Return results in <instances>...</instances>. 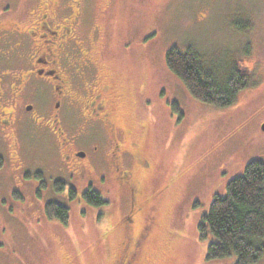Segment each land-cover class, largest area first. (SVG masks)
Returning a JSON list of instances; mask_svg holds the SVG:
<instances>
[{"label":"rangeland","instance_id":"374dc122","mask_svg":"<svg viewBox=\"0 0 264 264\" xmlns=\"http://www.w3.org/2000/svg\"><path fill=\"white\" fill-rule=\"evenodd\" d=\"M84 4L92 56L101 75L125 93L121 111L153 165L144 176L148 199L170 181L158 211L151 264H235V255L207 258L213 237L202 238L199 224L215 195L224 196L250 161L264 162V0ZM172 47L193 48L223 77L240 61L252 71L251 86L232 106L199 101L168 68ZM40 103L35 93L3 100L12 117H3L0 136V264H103L96 255L103 253L107 262L124 238L121 219L129 193L110 181L97 184L93 189L108 204L95 206L81 196L83 187L73 198L56 189L55 181L64 179L57 136L34 122ZM61 116L68 131L65 112ZM49 202L70 209L67 224L47 215ZM254 264H264V257Z\"/></svg>","mask_w":264,"mask_h":264},{"label":"flooded vegetation","instance_id":"af4514ba","mask_svg":"<svg viewBox=\"0 0 264 264\" xmlns=\"http://www.w3.org/2000/svg\"><path fill=\"white\" fill-rule=\"evenodd\" d=\"M87 18L84 0H0V136L3 117H12L3 100L38 94L34 122L57 136L64 179L55 181L56 189H66L73 198L83 187L81 196L87 201L84 194L93 186L110 181L129 193L121 246L107 262L103 253L96 259L103 264H151L158 211L170 181L148 199L144 176L153 165L121 111L125 93L114 79L101 75L92 56Z\"/></svg>","mask_w":264,"mask_h":264},{"label":"trees","instance_id":"16d2710c","mask_svg":"<svg viewBox=\"0 0 264 264\" xmlns=\"http://www.w3.org/2000/svg\"><path fill=\"white\" fill-rule=\"evenodd\" d=\"M166 63L193 97L218 107L234 105L239 93L251 86L252 71L240 61L235 62L226 77L219 76L203 64L201 56L191 47L185 50L170 48ZM3 165L4 160L0 157V169ZM84 197L95 206L108 204L93 189ZM46 212L49 217L66 224L70 218V209L54 202L47 204ZM199 229L202 238L213 237L208 245V259L235 255V264H254L264 257L263 161H250L244 174L228 183L224 196L215 195Z\"/></svg>","mask_w":264,"mask_h":264},{"label":"water","instance_id":"95a60500","mask_svg":"<svg viewBox=\"0 0 264 264\" xmlns=\"http://www.w3.org/2000/svg\"><path fill=\"white\" fill-rule=\"evenodd\" d=\"M29 109H32V107H31V106H29ZM263 129H264V125H263Z\"/></svg>","mask_w":264,"mask_h":264}]
</instances>
